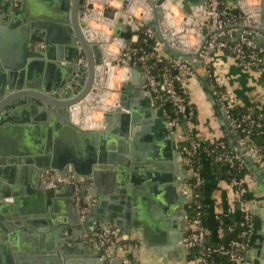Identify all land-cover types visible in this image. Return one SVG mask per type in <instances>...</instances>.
<instances>
[{
    "label": "water",
    "instance_id": "1",
    "mask_svg": "<svg viewBox=\"0 0 264 264\" xmlns=\"http://www.w3.org/2000/svg\"><path fill=\"white\" fill-rule=\"evenodd\" d=\"M82 1L21 0L5 21L2 20L8 10L0 11V35L11 39L16 48V64L4 66L7 75L2 72L0 84V233L17 228L33 235L44 233L43 254L46 256L40 264H72V255L80 252L86 243H72L73 238L78 236L71 234L69 226L87 224L85 231H92L95 227L90 222V209H95L94 214L97 211L103 213L104 210L92 205L86 220L80 221V215L75 214L76 189L73 184H65L60 179L65 173L72 172L87 182H94L96 191L90 193L89 186L86 191L80 192L83 196L108 197L112 200L114 205L106 208L103 215L105 223L101 227L109 226L112 220V229H124L123 234L129 235L132 226L146 232L157 217L151 215L146 207H140L142 210L139 213H131L130 210L137 207V200L134 198L130 201L129 194L132 190L136 193L157 184L161 192L156 200V210L164 214L166 226L170 215L176 216L173 218V228L177 230L180 241L189 217L188 184L185 178L181 179L183 183H179L178 177L179 171L183 176L187 173L181 165L177 137L167 119L159 115L139 62L135 65L125 63L130 66V78L120 85L118 105L105 113L104 129L92 132L75 130L81 123V103L92 106L105 81L104 52L87 23L90 9H83ZM131 1L121 0V9L129 8ZM168 1L180 4L185 12L191 14L192 7L203 5L205 0H146L152 17L145 25L163 44L165 53L173 59L180 57L191 61L195 68L200 67V60L193 62L192 59L198 58L202 47L182 51L179 41L165 22L163 5ZM0 2L9 5L13 0ZM260 5L264 9V0ZM262 9L256 15L248 16L247 27L264 30ZM202 33L204 37L207 36L206 27H203ZM240 34L241 31H238L232 36L237 39ZM131 35L130 26L118 18L114 36L128 44ZM254 41L264 49L262 36ZM65 74L70 77L69 81L61 80L60 77ZM200 79L205 82V92L213 108L217 109V97L209 89L207 77ZM221 116L224 117L223 112ZM46 123V142L41 143L36 139L34 144L26 146L27 134L35 129L34 133L41 137L42 132L37 130V126ZM58 124H61L60 128H65L61 132L69 131L77 135L80 147L78 145L75 150L71 144L59 145L62 133L58 130ZM69 124L75 128L69 127ZM181 132L185 136L187 129ZM6 133L10 135L8 138L4 136ZM241 152L247 161H252L244 147ZM49 172L57 176L56 181L51 182L44 177L43 174ZM25 175L31 185L38 186L40 190L36 194L39 197L28 210H24L20 204L21 192L16 189L12 197L7 185L23 181L25 178L21 180L20 176ZM53 194L62 198V205L57 200L51 201ZM44 196L48 200H44ZM114 200L119 201L120 206ZM37 202L41 204L37 206ZM6 210L9 211L7 216ZM9 218L12 221L7 223L6 219ZM42 239L38 235L33 239L34 245L38 246ZM94 255L93 259L103 264L97 249ZM259 255L260 260H264V249ZM121 263L122 259L116 257L111 264Z\"/></svg>",
    "mask_w": 264,
    "mask_h": 264
},
{
    "label": "built area",
    "instance_id": "2",
    "mask_svg": "<svg viewBox=\"0 0 264 264\" xmlns=\"http://www.w3.org/2000/svg\"><path fill=\"white\" fill-rule=\"evenodd\" d=\"M113 1L121 2V0ZM20 2L21 0H13L11 7L13 9L17 8ZM84 2L85 8L90 9V15L87 17L89 27L96 34L97 42L101 45L103 52L104 47H107L104 57L107 58L108 56L107 51L110 50L109 46L117 48L119 53L115 55L117 59L109 61V64L104 58V84L101 86L100 93L92 106L88 107L84 102L81 103L82 115L80 128L88 129L99 126L104 129V115L107 111L118 105L120 89L114 87L116 84L113 79L107 84L106 74L108 70L122 69V77L119 81V83H122L130 78V66L125 65V63L135 65L139 62L145 84L157 108L159 109L166 104L169 105V112L172 116L167 115L166 119L169 127L175 131L177 138L181 142L179 145L181 160L187 173L186 181L188 185L186 195L190 198L188 203V209L190 211L187 219L188 228L185 231L183 245L187 251L203 247L205 245L206 226L201 191L203 185L200 169L201 164L199 163L201 157H211L216 163H225L229 168L228 172L235 167L241 169L244 166V157L243 154H240L236 150L235 146L237 145L238 147H244L246 149L245 153L252 159H260L264 162V137L260 144L253 143L250 138L253 130H256L257 135H264V124L258 121V119L264 117V106L258 119H254L249 113H245L241 118L236 119L230 114L231 103L227 99L221 100L220 108L224 113L230 136L234 138V147H229L224 140H215L210 145L204 146L192 134L187 135V137L184 136L181 132V123L186 122L191 127L195 117V108L187 100L186 94L179 89L177 84H182L188 78L196 76V68L192 66V62L185 61L180 57L175 59L170 58L165 53L163 44L154 37L148 27L145 29L144 34L146 38L154 39L152 49L149 52H143L136 56L138 52L140 53V49L137 50L132 43L137 41L138 31L143 26H146V22L152 17L151 10L148 6L145 7L147 10L145 20L138 21L126 10H118L112 7L108 12L107 8L111 5V0H84ZM252 2L255 3L256 9L259 10L260 0H252ZM97 3L101 4L102 8L95 7ZM178 5L182 9L181 5ZM239 6V8L231 7L224 0H205L203 5L192 7V13H188V16L183 19L181 26H176L172 13L169 10V1L163 5L165 22L171 34L173 36L175 35V38L179 41L181 50L189 52L193 46L202 47L198 55L199 59L193 57L192 61L197 62L200 60L201 67H203L204 74L208 79V87L211 91L217 87L214 73L209 66L211 56L216 50L220 49L230 53L240 67L256 68L260 64V56L264 50L255 44L254 39L258 36L264 38V30L262 28L247 27L248 16L256 15L257 13L254 11V13L248 14L241 4ZM231 8H235L236 12H233ZM99 12L101 19L104 20L105 26L100 21L97 22L98 25H93L94 19L92 18ZM118 15H122V17H118ZM118 18H122L132 30L129 43H123V46L120 48L117 45V41L122 40L114 36L115 23ZM203 27L207 29V36L205 37L202 33ZM98 31L104 37L108 36V39L107 37L106 39L98 38ZM237 31H241V34L236 40L228 41L226 39ZM190 37L192 38V42L190 41ZM106 40L108 41L107 45ZM161 63L165 64L164 69L157 70L155 65ZM111 89L113 92L115 91V96L109 101ZM214 94L219 95V92H214ZM93 112L99 115L98 119H92ZM43 175L48 181L54 182L57 180V176L52 172ZM60 179L65 184L74 185L76 189L75 206L80 216L83 217L94 204L95 198L89 195L83 196L80 192L82 190L86 191L91 182H87L84 178L78 177L72 172L62 174ZM227 183L231 188L238 190L239 201L246 208L243 217L238 222L240 226L244 227V230L240 234L242 240H232L227 246L220 243L208 246L206 250L204 248V251L195 259L196 264H211L209 259L212 255L226 256L232 263L240 262L244 259L243 250L247 246L252 232V205L254 202L251 196L247 194L249 192L244 188V180L242 178L233 176ZM215 217L219 218V215L216 214ZM231 226L229 225L228 227L230 231L232 230ZM124 237V234H119L117 229H112V225H109L107 227L95 228L92 231H85L81 239L98 250L99 258L103 261V264H111L116 257L122 259L121 264H135L131 255L126 253L117 255L115 244L118 241L120 242Z\"/></svg>",
    "mask_w": 264,
    "mask_h": 264
},
{
    "label": "crops",
    "instance_id": "3",
    "mask_svg": "<svg viewBox=\"0 0 264 264\" xmlns=\"http://www.w3.org/2000/svg\"><path fill=\"white\" fill-rule=\"evenodd\" d=\"M224 1L231 7L239 8V4H241L245 12L248 14H252L254 11L258 13L260 9H262L260 5L259 10H257L255 3L252 2V0ZM261 1L262 0H260V4ZM169 5V10L172 13L175 25L181 26L183 19L188 16V13L181 9L178 4H172L169 1ZM142 8L144 9V11L140 13L142 17L143 15L145 16L147 14V10L144 6L136 7V5H133L132 9L129 10L135 16V12L140 9L142 10ZM4 9H7L8 12L5 14V18L2 21L8 19L9 13L15 8L13 9L11 7V3L9 5H5L4 2H0V11L2 12ZM262 10L264 11V9ZM98 14H100V12ZM262 23L264 25V21ZM22 25L24 26V24ZM7 39L8 38H4L0 35V84L3 80V74L7 73V68L4 66L16 64L15 43L11 39ZM226 39L228 41L236 40L232 34ZM190 41L192 42V38H190ZM39 45L43 46V44ZM194 47L195 46H193L192 49ZM112 48V46H109L110 50ZM209 66L214 73V79L217 88L220 89L219 95H216L217 99L215 101L217 109L213 108L210 100L207 97V93L205 92V82L200 79L202 76H205L203 67H196V76L188 78L182 83V87L187 99L195 108V122L191 124V127H189L186 122H182L181 130L186 128L187 133L185 136L187 137V135L192 134V136L204 146L213 143L215 140L226 139L234 147V138L230 136L225 117L221 116L222 110L220 108V102L221 100L227 99L228 102L241 109H260L264 105V51L260 56V64L256 68L240 67L230 53L220 49L216 50L212 54ZM60 78L62 81H69L70 77L68 74H65ZM95 115L96 112L92 113L93 120L99 118H97ZM58 126L59 132H61V130L64 131V127L60 128L61 124H58ZM68 126L71 128L74 127L71 126V124ZM52 127H54V124ZM37 128V130L42 132L41 137L39 135L37 136L34 133L35 129H33V133L29 132L30 134H27L25 137L26 146L34 144V140L36 141V139H38V142L40 140L41 143L46 142L48 137L47 123L40 124L37 126ZM75 130L81 132H92L103 130V128L98 126L97 128L94 127L84 129L80 128L79 126L78 128H75ZM61 133L59 145L64 143H66V145L71 144L72 148L75 150L78 145L80 147V142L76 134H70L69 131ZM174 135L176 136V133H174ZM4 136L8 138L10 135L9 133H6ZM235 148L240 154H242V147H238L236 145ZM204 158L205 157H203L204 161L202 160L203 162L200 165V169L201 177L203 179L202 200L207 209L205 216V243H213L217 242L223 236V225L228 223L234 224L239 221L243 217L246 208L245 205L239 201L238 190L231 188L224 179L219 177L218 169L214 164L215 162H207ZM181 165L182 168H184L182 160ZM244 165L246 167V173L243 178L244 184L254 202L252 205V232L249 237L248 244L243 250V261L232 264H264V260H260L259 255V252L264 249V162L260 159H252V161H247L244 158ZM178 177L179 183L181 182V179H186V175H181L180 171ZM21 178L25 179L21 182L7 184L9 186L8 191L9 194L14 197L13 192L18 189L21 192L19 199H22L20 204L24 210H28L31 208L32 202L36 200L37 197H39L36 194L40 190L38 186L33 187L31 185V182L28 180L26 175L23 177L20 176V179ZM95 189L96 187L94 186V182L91 181L89 188L90 193H94V191H96ZM133 191L134 190H132V192L129 194L130 201L135 198L137 200V207H133L132 210H130L131 213H139V211L142 210L140 207H146L150 214L157 217V219L155 220V223H151L148 226L146 232L142 228L132 226L130 228L129 235L125 233V237L121 239L120 242L118 241L119 243L117 242L115 244V247L117 248V255H123L125 253L131 255L135 264H196L195 260H187L188 251L185 249L184 245L181 244L184 237L180 241L177 230L173 228V224H175L173 222V218L176 216L174 217V214H171L169 224L166 226L164 214L156 210V200L159 198L161 192L160 185H154L150 189L144 188V190L136 193ZM43 199L48 200L46 196H44ZM54 200H57L58 203L62 205V198H58L55 194H53V197L51 198V201ZM114 202L119 206L121 204L117 200H114ZM9 203L11 202L9 201ZM9 203L7 205H9ZM40 204V202H37V206ZM96 205H98L100 209H104L103 213L97 211V214H94L95 209H90V212L92 213L91 216L87 211L83 217L80 216V221L83 219L86 220V215H89L92 226L95 228H101V226H103L105 223V218L103 215L105 210H107L106 208L112 207L114 203H112V200H110L108 197L101 198L99 196H95V202L93 206ZM6 209L9 210L7 207ZM7 210L5 213L6 216L9 212H7ZM2 214L4 213H1V215ZM75 214L80 215L77 209ZM216 214L219 215V218L215 217ZM129 217H132L131 214ZM6 221L8 223L12 220L9 218L6 219ZM110 225L113 226L112 220H110ZM87 227V224L82 223L79 225L69 226L71 234L78 236L73 238L74 241H72V243L76 245L86 243L82 241L81 236ZM187 228L188 220L185 221V231ZM117 230L119 234H123L125 231L121 228H117ZM9 231L10 233H8ZM40 234L41 233H36V235H33L30 232H22L20 228H17L14 231L8 229L7 232H1L0 264L43 263L46 256L43 254L45 251V245L43 244V242L45 243V234ZM47 234L48 233H46V235ZM38 235L42 236L43 241L39 242L38 246H35L33 239H36ZM174 239L177 241H175L176 243H174ZM39 241H41V239ZM94 250H96L95 247L86 243L85 247L82 245V250L80 252H75V254L72 255L70 261L72 264H99L97 259H93V257H95Z\"/></svg>",
    "mask_w": 264,
    "mask_h": 264
},
{
    "label": "trees",
    "instance_id": "4",
    "mask_svg": "<svg viewBox=\"0 0 264 264\" xmlns=\"http://www.w3.org/2000/svg\"><path fill=\"white\" fill-rule=\"evenodd\" d=\"M231 9H232L233 12H236L235 8H231ZM146 28H147V26H143V28H141L138 31V33H137L138 34V39H137L136 42L132 43V45L134 47H136L137 50L140 49V53L138 52L136 54V56L142 54L143 52H149L152 49V45H153L154 39L153 38H146V36L144 34V31H145ZM144 39H146V41H144ZM164 67H165L164 63L155 65V68L157 70H162V69H164ZM177 86L179 87V89L183 93H185L184 89L182 87V84H177ZM213 91L218 93L220 91V89L215 87L212 90V92ZM263 106L260 109H249V108L241 109V108L235 107V105H233L231 103L230 114L234 118L239 119V118H241V116L243 114L249 113V114H251V117H253L254 119H258L259 114L263 111ZM158 112H159L160 116H163L165 118H167V115L168 116H172V114L169 112V105H167V104L165 106H163V107H160L158 109ZM195 115H196V111H195ZM258 121L261 122L262 124H264V117L258 119ZM193 122H195V117L193 119ZM263 137H264V135H257L256 134V130H253V132H252V134L250 136L251 141L253 143H255V144H260L262 142V140H263ZM224 141L226 142V144L229 147L232 146L229 143L228 140L224 139ZM204 159L207 162H214L213 158H211V157H205ZM202 160H203V157H201V160L199 162L200 164L204 161V160L203 161ZM214 164H215V167L218 169L219 177L221 179H224L226 182H228L231 179V177H233V176L243 179L244 175L246 173L245 165L241 169H239L238 167H235L230 172H228L229 168H228L227 165H222L221 162H219V163L215 162ZM244 188L246 189L245 184H244ZM201 191H202V188H201ZM247 194L249 195V193H247ZM206 211H207V209H206V206L204 205V202H203L204 219H205V216H206ZM238 222L239 221H237L234 224L228 223V224L223 225V227H222L223 236L217 242H213V243L212 242H207V243H205V245L203 247L188 250L187 260H190V261L195 260L201 254V252L204 251V248L206 250V248L208 246L217 245V244H220V243L225 244L227 246L232 240H238V241L242 240L240 238V234L244 230V227L240 226ZM229 225H232L231 226L232 227L231 231L228 230ZM209 261H210L211 264H232V262L229 260V258L226 257V256H223V255H212L210 257Z\"/></svg>",
    "mask_w": 264,
    "mask_h": 264
},
{
    "label": "rangeland",
    "instance_id": "5",
    "mask_svg": "<svg viewBox=\"0 0 264 264\" xmlns=\"http://www.w3.org/2000/svg\"><path fill=\"white\" fill-rule=\"evenodd\" d=\"M121 3V4H120ZM116 2V1H113V0H111V5L110 6H108V8H107V11L109 12L110 11V9L113 7V8H115V9H118V10H121V7H122V2ZM83 4L85 5V2L83 1ZM128 6L130 7V4H128ZM142 7L141 5H136V7ZM95 7H97V8H102V5L101 4H99V3H97L96 5H95ZM126 11H128V13L129 14H131L133 17H135V19H137L138 21H143V20H145L144 18H145V16L143 15L142 17H141V14L140 13H142L143 11H144V9L142 8V10L140 9V10H138V11H136L135 12V16L132 14V12L129 10V8H127L126 9ZM98 14V13H97ZM106 31H108L107 29H105ZM174 37H175V35H174ZM102 38H104V36L102 37ZM191 38V37H190ZM113 47V46H112ZM109 51H111V53H115V54H117V53H119V51H118V49L117 48H115V47H113L111 50H109ZM114 70H116L115 71V73L117 74H113V81L115 82V88L117 89H119L120 88V83H119V81H120V78L122 77V69H114ZM110 92H111V94H110V98H109V101L111 100V98L113 97V96H115V91L113 92V90L111 89L110 90ZM97 118L99 117V115L98 114H96L95 115Z\"/></svg>",
    "mask_w": 264,
    "mask_h": 264
},
{
    "label": "bare ground",
    "instance_id": "6",
    "mask_svg": "<svg viewBox=\"0 0 264 264\" xmlns=\"http://www.w3.org/2000/svg\"><path fill=\"white\" fill-rule=\"evenodd\" d=\"M119 3H120V1H118ZM121 4V3H120ZM132 4V5H131ZM133 5L135 6V5H141V6H144V7H147V2H146V0H132L131 2H130V6H131V8L129 7V9L131 10L132 9V7H133ZM170 6V5H169ZM245 6V5H244ZM101 15L100 14H95L94 15V17L92 18V19H94V21H93V25H98V23L97 22H101L103 25H104V20L103 19H101V17H100ZM118 17H122V15H118ZM107 24V23H106ZM105 26V25H104ZM94 35H96V34H94ZM97 36H98V38H102L104 35L101 33V32H97ZM96 37V36H95ZM107 37V39H108V36H106ZM106 37H104L105 39H106ZM107 40H106V45H107ZM118 43H117V45H118V47L120 48V47H122L123 46V42L122 41H117ZM106 48L107 47H104V53H105V50H106ZM119 51V50H118ZM107 54H108V56H107V58H105L106 60H107V62H108V64H109V61H112V60H116L117 59V57L115 56L116 54H113V53H111V51H107ZM107 67H109L108 65H106ZM115 71L116 70H113V69H110V70H108V72H107V74H106V82H107V84H109L110 83V80H112L113 79V74H116L115 73ZM117 75V74H116ZM94 113V112H93ZM94 115V114H93ZM93 119V118H92Z\"/></svg>",
    "mask_w": 264,
    "mask_h": 264
},
{
    "label": "flooded vegetation",
    "instance_id": "7",
    "mask_svg": "<svg viewBox=\"0 0 264 264\" xmlns=\"http://www.w3.org/2000/svg\"><path fill=\"white\" fill-rule=\"evenodd\" d=\"M83 1H82V6H83V9H84L85 5L83 4ZM173 133H175V131H173ZM176 140H177V143H178V146H179L181 142H180V140L178 138ZM188 213H190V211H188Z\"/></svg>",
    "mask_w": 264,
    "mask_h": 264
}]
</instances>
